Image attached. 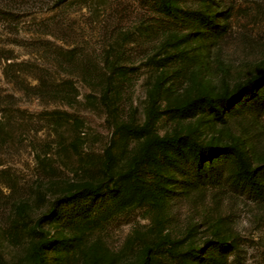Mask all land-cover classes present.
Segmentation results:
<instances>
[{
  "label": "rangeland",
  "instance_id": "rangeland-1",
  "mask_svg": "<svg viewBox=\"0 0 264 264\" xmlns=\"http://www.w3.org/2000/svg\"><path fill=\"white\" fill-rule=\"evenodd\" d=\"M263 72L264 0H0V264H264Z\"/></svg>",
  "mask_w": 264,
  "mask_h": 264
},
{
  "label": "trees",
  "instance_id": "trees-1",
  "mask_svg": "<svg viewBox=\"0 0 264 264\" xmlns=\"http://www.w3.org/2000/svg\"><path fill=\"white\" fill-rule=\"evenodd\" d=\"M260 80H263L262 82L264 83V72L259 76ZM262 86L264 87V84H262ZM256 94H254L255 97ZM261 99H264V91L263 94H261L260 96ZM229 102V99L227 101L221 100V104ZM209 107H211L212 109L214 108V105L212 104V100H207L206 102ZM215 109V108H214ZM216 111V110H215ZM179 141V137H159V138H155L152 142L154 143H166V144H170V145H174ZM236 153V150L232 147H224V148H213V150H211V147L209 146H198L197 145H190L187 148V154L188 157L190 158V160L192 161V164L195 166V169L198 171L201 169L200 166V162L201 159L214 154L215 158H225L228 156V154H234ZM260 177H264V171L261 174H254V169H247V168H243L242 169V178L243 180L251 185V188H253L255 191L259 190V185L260 183L257 181L256 178H260ZM209 243V242H207ZM211 244V243H210ZM223 246L224 243H222Z\"/></svg>",
  "mask_w": 264,
  "mask_h": 264
}]
</instances>
